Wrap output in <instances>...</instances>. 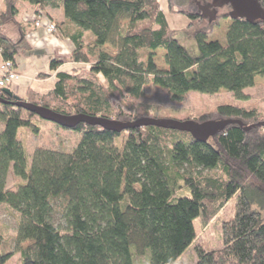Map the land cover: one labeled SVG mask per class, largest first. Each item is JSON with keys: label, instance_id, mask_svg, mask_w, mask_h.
I'll use <instances>...</instances> for the list:
<instances>
[{"label": "trees", "instance_id": "obj_1", "mask_svg": "<svg viewBox=\"0 0 264 264\" xmlns=\"http://www.w3.org/2000/svg\"><path fill=\"white\" fill-rule=\"evenodd\" d=\"M3 1L0 52L6 59L16 62L30 30L16 18L19 1L41 10L61 7L65 21L76 26L68 34L74 42L68 59L89 62V67L60 70L52 89H29L21 97L60 113L121 121L164 117L146 108L119 110L113 118V99L117 92L140 97L148 83L166 88L172 100H182L190 90L220 89L246 99L245 88L264 75V17L233 18L230 4L218 9L208 28L198 27L206 19L200 10H179L190 18L189 28L198 27L194 53L175 36L159 0ZM260 3L264 10V0ZM225 18L231 22L220 41L211 34ZM14 20L18 39L3 30ZM85 31L93 35L89 46ZM107 43L114 53L104 48ZM158 50L164 51L165 68L157 64ZM68 59L56 57L50 67L57 69ZM2 89L0 203L20 213L16 242L30 240L17 249L21 264H138L140 256H147L146 264H174L195 238V219L210 220L236 193V214L223 225L224 246L197 248L196 264H264V119L258 110L224 103L201 114L195 120L243 122L226 124L206 142L186 130L153 124L117 132L82 122L72 128L80 139L71 151L38 146L29 167L19 130L38 132L33 117L40 116L16 105ZM208 169L219 173L208 174ZM11 171L21 179L15 188L7 186ZM182 187L186 193H178ZM15 251L4 248L0 232V264Z\"/></svg>", "mask_w": 264, "mask_h": 264}, {"label": "rangeland", "instance_id": "obj_2", "mask_svg": "<svg viewBox=\"0 0 264 264\" xmlns=\"http://www.w3.org/2000/svg\"><path fill=\"white\" fill-rule=\"evenodd\" d=\"M170 1L171 0H159L175 36L190 52H193L194 46L197 44L193 30L198 27L208 28L210 20L206 16L203 22L198 23V27L196 26L195 29L189 28L190 18L186 13L180 12L179 10L187 8L191 11H197L200 10L199 4H204L210 0H172L173 7H170ZM4 7V1L0 0V13L3 11L2 8ZM223 10H226V8H220L219 12ZM23 12L24 11L19 10L16 18H18L19 22H24L22 25L26 27V23L30 22L33 18L30 16L27 20L24 18L22 19L21 14ZM217 27L214 28L211 36L219 38L220 41L225 40L226 35L224 34L223 23L221 28ZM3 30L13 39H18L20 36V26L16 24L15 20L7 22L3 26ZM87 32L84 41L85 44L89 46L93 44V39L91 38L93 35L90 31ZM104 48L111 53L116 51V48L110 43H107ZM88 51L95 54L92 48H88ZM69 55L71 56V54ZM70 56L63 58L68 59ZM156 61L160 67H167L163 50H158L156 52ZM65 62L68 63L65 64L68 66L65 67L68 72H82L83 69L88 68L90 65L89 62H76L70 59L64 61V63ZM244 91L248 96L246 99H237L231 91L220 89L215 93L190 90L185 94L182 100H172L166 88L157 87L152 83H148L145 93L137 98L117 92L113 99L115 111L112 117L116 118V114L119 110L125 113H133L136 110H145L149 108L151 112L156 111L160 116L164 117L195 119L203 113L215 110L220 104L231 103L239 104L249 109L255 108L258 110L261 118L264 119V75H258L254 85L245 88ZM33 121L39 126L38 132L32 131L29 127H21L19 130V139L26 149L29 167L36 147L43 146L63 151H71L80 139V134L77 131L72 128L61 126L54 121L35 116L33 117ZM1 128L2 124L0 123V129ZM262 130L264 131L263 128ZM215 171L219 173L217 169H208L206 173L210 174ZM19 182H21V179L11 171L8 176L7 186L9 188H15ZM186 192L185 187L178 190V193ZM237 199L238 194L236 193L206 222L201 216L195 219V238L174 264L180 262L184 264H196L198 259L197 248L218 249L224 246L223 225L225 221L235 216L237 211ZM19 219V212L12 209L7 203H0V232L4 235V248L16 249L13 256L4 264H21L20 252L17 251V249L22 245L30 243V240L22 241L21 243L16 242ZM136 261L138 264H146L147 256H140Z\"/></svg>", "mask_w": 264, "mask_h": 264}, {"label": "crops", "instance_id": "obj_3", "mask_svg": "<svg viewBox=\"0 0 264 264\" xmlns=\"http://www.w3.org/2000/svg\"><path fill=\"white\" fill-rule=\"evenodd\" d=\"M18 7L19 10L24 11L21 14L22 19L25 16L32 17L36 14L42 22L39 26H36L35 23H26L27 30L29 28L30 30L25 35V41L20 53L16 56L15 63L20 76L9 86L19 96L26 97L29 89L39 93L49 91L54 87L56 73L60 70L66 71L65 67L68 66L65 64L68 63L63 62L57 69H52L50 62L56 57L70 56L69 54L74 48V42L68 34L74 33L76 26L71 22L65 21V15L61 7L47 6L41 10L24 1H19ZM4 9L5 7L2 8V10ZM49 20L59 23L53 33H49L45 26ZM230 22L231 19L229 18L222 19L220 26L217 28H221L223 23L225 34ZM87 33L85 31L83 36L85 37ZM91 38L93 39V36ZM193 52H198L197 44H195ZM1 59L2 56L0 54V62Z\"/></svg>", "mask_w": 264, "mask_h": 264}, {"label": "water", "instance_id": "obj_4", "mask_svg": "<svg viewBox=\"0 0 264 264\" xmlns=\"http://www.w3.org/2000/svg\"><path fill=\"white\" fill-rule=\"evenodd\" d=\"M227 4L231 5L230 15L233 18H245L249 21H254L258 18L264 17V10L260 0H210L204 4H199V9L203 15L209 18V20H213L217 16L218 9ZM2 90L16 98V105L35 112L41 118L54 121L57 124L68 128H74L78 124L84 122L100 125L104 128L120 132L124 129L135 126L153 124L165 128L186 130L197 140L206 142L210 137L224 129L228 123L237 122L243 125V122L239 119H211L199 122L193 118L176 119L172 117H142L133 121H121L83 112L64 114L51 107L22 99L21 96L16 94L10 87H4ZM4 101H6V99L0 96V102ZM244 127L245 129H249L251 126L247 125Z\"/></svg>", "mask_w": 264, "mask_h": 264}, {"label": "built area", "instance_id": "obj_5", "mask_svg": "<svg viewBox=\"0 0 264 264\" xmlns=\"http://www.w3.org/2000/svg\"><path fill=\"white\" fill-rule=\"evenodd\" d=\"M32 18V20L35 21L34 23L36 26L41 25L42 22L40 19H38V16H36V14H34ZM24 19L27 20L28 16H25ZM45 26L49 33H53L57 29L56 23L51 20L47 21ZM15 63L16 62L11 59L2 57L0 62V87H9L10 84H12L16 79L19 78L20 74L16 68Z\"/></svg>", "mask_w": 264, "mask_h": 264}]
</instances>
